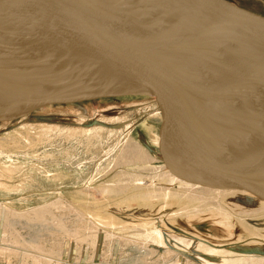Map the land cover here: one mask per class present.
Masks as SVG:
<instances>
[{"label": "rangeland", "instance_id": "obj_1", "mask_svg": "<svg viewBox=\"0 0 264 264\" xmlns=\"http://www.w3.org/2000/svg\"><path fill=\"white\" fill-rule=\"evenodd\" d=\"M230 1L264 15V0ZM155 111L148 96L128 93L1 119L0 262L58 264L62 256L61 264H231L264 257V202L243 191H193L165 176L171 172L156 143ZM131 144L138 149L121 160Z\"/></svg>", "mask_w": 264, "mask_h": 264}, {"label": "water", "instance_id": "obj_2", "mask_svg": "<svg viewBox=\"0 0 264 264\" xmlns=\"http://www.w3.org/2000/svg\"><path fill=\"white\" fill-rule=\"evenodd\" d=\"M98 5L110 8L113 1L0 0V41L69 57L139 92L40 96L28 111L0 120L43 104L143 94L159 116L156 143L166 169L183 181L247 192L264 202V15L230 0H185L159 18L111 28ZM226 25L240 31L242 44H213L212 34ZM242 50V58L211 78L209 55ZM207 110L250 114L247 142L221 149Z\"/></svg>", "mask_w": 264, "mask_h": 264}, {"label": "bare ground", "instance_id": "obj_3", "mask_svg": "<svg viewBox=\"0 0 264 264\" xmlns=\"http://www.w3.org/2000/svg\"><path fill=\"white\" fill-rule=\"evenodd\" d=\"M112 1V7L107 8L98 5V8L111 28H123L137 26L143 20L150 21L159 18L177 8L185 0ZM243 39L240 31L230 25L219 27L211 37L214 45L223 48L234 44L240 45ZM219 49L216 48V50ZM243 55V50L227 56L217 54L215 57L214 54L209 55L207 60L213 65L207 72L211 78H216L219 74L228 70ZM124 92H139V90L126 81L69 57L23 46L5 44L0 41V117L28 111L35 106L34 102L40 96L55 95L64 99H74ZM262 96L264 98V92ZM235 108L238 109L237 106ZM251 117L250 114L247 117L237 111H205V119L221 149L231 148L242 140L247 142L250 130L248 129V121L252 119ZM136 149L138 147L134 144L128 145L121 160H131V154ZM156 170H159V168ZM165 174L163 175L171 177L174 182L180 180V182L189 186L188 189L193 191H200L205 194L227 191L192 184L179 179L172 173ZM212 199L214 198L212 197ZM48 207V205L40 206L35 208L34 211L40 213L44 209L47 210ZM93 230L96 233L99 232L96 227ZM110 236L117 238L113 234H110ZM173 238L182 245L189 246L191 244L190 240L181 236L174 235ZM37 249L42 250L41 247H37ZM38 250L32 249V254L35 256L43 254ZM27 253L30 254V252ZM60 253L58 251L57 255H60ZM205 262H208V260ZM216 262L226 264L225 262L228 261L226 259L224 261L216 259ZM231 264H264V257L243 256L238 262H232Z\"/></svg>", "mask_w": 264, "mask_h": 264}, {"label": "crops", "instance_id": "obj_4", "mask_svg": "<svg viewBox=\"0 0 264 264\" xmlns=\"http://www.w3.org/2000/svg\"><path fill=\"white\" fill-rule=\"evenodd\" d=\"M62 250H63V248H62ZM91 251H92L91 254H93V252H94V248H93ZM88 253H89V252H88ZM95 253H96V251L94 252V254H95ZM89 254H90V253H89ZM97 254H98V253H97ZM61 255H62V253H61ZM95 255H96V254H95ZM95 255H94V256H95ZM112 255H113V253L111 252V253H110L111 259H113V256H112ZM81 256H82V253H81V250L79 249V251H77V257H76V259L80 258V260H82V259H81ZM89 256H90V257H89V260L92 259V258H91V255H89ZM92 256H93V255H92ZM60 257H61V261H60V263H58V264H61V263L63 262V260H64V259L62 258V256H60ZM80 260H79V262H81ZM93 260H95V258H94ZM66 261H67V259H66L63 263H65ZM84 261H85V260H82L81 263H83ZM87 261H88V260H87ZM87 261H86V263H87ZM79 262H78V263H79ZM90 262H91V261H90ZM94 262H97V261H94ZM91 263H92V262H91ZM91 263H90V264H91ZM0 264H3V263L0 262Z\"/></svg>", "mask_w": 264, "mask_h": 264}]
</instances>
